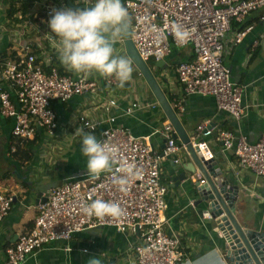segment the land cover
Listing matches in <instances>:
<instances>
[{
	"label": "crops",
	"instance_id": "crops-1",
	"mask_svg": "<svg viewBox=\"0 0 264 264\" xmlns=\"http://www.w3.org/2000/svg\"><path fill=\"white\" fill-rule=\"evenodd\" d=\"M29 2L32 4L25 15L17 11L9 17L7 10L11 2L0 0V60L15 59L24 51L31 52L35 64L45 72L54 68L60 75L72 79L85 74L97 89L95 94L50 103L56 117V128L51 135L40 130L33 140L20 141L19 153L26 147L30 155L28 160L12 156L15 151V145H11L13 120L0 117V192L13 197L11 210L0 224V264L6 260V249L16 242L20 234L31 228L37 215V193H49L54 185L66 179L91 173L86 169L87 157L80 150V136L76 133L80 116L97 123L96 129L91 132L97 139L109 127H126L134 137L144 140L158 156L165 144L161 130L170 124L143 77L127 57L123 38L114 44L115 52L127 58L133 68L131 78L123 85L118 81L117 84H109L106 80L110 77L96 72L69 71L61 64L53 40H49L48 18L44 14L47 6H59L65 4V0ZM73 4L91 6L82 0ZM15 8L18 10L19 4ZM18 15L24 17L22 22ZM261 18H264V8L250 14L242 24H234L224 38L223 63L230 72L232 83L240 86L243 92L245 110L239 120L219 111L211 96L184 94L177 80L176 67L180 62L194 59L191 46L173 48L171 55L160 66H156L154 59H149L146 64L190 139L195 140L200 124H210L212 133L204 140L208 142L219 169L239 190L235 217L249 228L264 232V179L241 168L234 152L223 150L217 140L219 131L230 132L234 138L244 137L250 143L264 137V19L261 21ZM128 20L131 28L129 14ZM248 26L253 27L251 33L242 43L235 44L236 33ZM11 91V100L15 102L12 88ZM110 99L116 101V106L105 113L101 105ZM133 102L141 103L142 108L126 114L125 108ZM175 102H182L183 111L174 108ZM111 117L115 120L113 124L108 122ZM175 138L180 144L176 133ZM176 157L177 163L166 159L159 167L160 182L166 187V209L162 214L164 232L179 238L185 254L180 264H198L208 253L213 254L209 264H224L222 237L213 222L204 213L203 217L200 215L205 204L198 203L195 184L203 177L195 169L194 173H186L185 180H179L182 167H192L193 162L184 149H180ZM136 244V238L128 232L121 234L113 228H97L76 233L67 241L50 242L23 264H88L92 256L98 257L100 264H137L134 254Z\"/></svg>",
	"mask_w": 264,
	"mask_h": 264
},
{
	"label": "built area",
	"instance_id": "built-area-1",
	"mask_svg": "<svg viewBox=\"0 0 264 264\" xmlns=\"http://www.w3.org/2000/svg\"><path fill=\"white\" fill-rule=\"evenodd\" d=\"M123 4L131 20L130 39L144 62L164 60L173 48L191 46L194 59L180 62L176 67L177 80L184 94L211 96L219 111L235 120L243 116L242 88L232 83L223 63L224 38L234 24H242L250 14L263 9L264 0H124ZM63 6L66 5L47 6L45 17L49 18L51 9ZM17 18L22 22L24 17L18 15ZM177 25L189 33L183 44L174 37ZM252 30L253 27L248 26L238 31L234 43H242ZM106 81L117 84L112 77ZM11 88L15 102L11 100ZM96 89L85 74L72 79L60 75L54 68L45 72L35 64L31 52L24 51L15 59L0 60V117L13 120L11 135L16 140L31 141L40 130L53 134L56 117L50 103L95 94ZM115 106L116 101L110 99L102 103L101 109L108 113ZM140 108L141 103L133 102L125 108V113L131 114ZM174 108L183 111L182 102H175ZM114 121L108 118L110 124ZM78 124L79 129L90 132L97 127L96 122L83 115L78 118ZM211 133L210 124L204 122L197 127L195 140L191 139L193 148L205 161L213 159L208 142L204 140ZM161 134L165 144L158 156L126 127L112 126L103 130L98 140L107 141L118 149L115 163L98 175L89 173L66 179L47 193L45 202L38 201L31 228L6 249L4 264H23L50 242L67 241L76 233L97 228H113L117 233L128 232L134 236L137 264H180L185 254L179 238L164 232L162 214L166 209V187L160 182L159 167L166 159L177 163L176 153L185 148L176 141L171 124L165 125ZM217 140L223 150L234 152L241 168L264 179V137L250 143L244 137L234 138L230 132L219 131ZM124 163L133 164L139 175L128 177L125 190H121L117 177L125 175L121 171ZM199 183L203 184L204 180ZM93 199L116 202L123 214L103 219L85 216L82 205ZM12 202L11 195L0 192V224L8 216Z\"/></svg>",
	"mask_w": 264,
	"mask_h": 264
},
{
	"label": "clouds",
	"instance_id": "clouds-1",
	"mask_svg": "<svg viewBox=\"0 0 264 264\" xmlns=\"http://www.w3.org/2000/svg\"><path fill=\"white\" fill-rule=\"evenodd\" d=\"M79 0H73L78 3ZM90 7L53 8L47 20L49 37L58 51V58L69 71L76 73L96 72L112 77L121 85L131 78L133 68L130 61L115 52L114 44L126 34L128 11L122 0H83ZM189 33L177 25L174 37L179 44L187 41ZM80 136V150L87 157L86 169L93 174L109 170L115 163L118 149L107 141L98 140L90 131L76 130ZM124 176L117 177L121 190L128 177L138 176L139 172L130 163L121 166ZM85 216L103 219L120 217L123 210L116 202L93 199L82 205ZM212 253L198 261L209 264ZM88 264H100L96 256L89 258Z\"/></svg>",
	"mask_w": 264,
	"mask_h": 264
},
{
	"label": "water",
	"instance_id": "water-1",
	"mask_svg": "<svg viewBox=\"0 0 264 264\" xmlns=\"http://www.w3.org/2000/svg\"><path fill=\"white\" fill-rule=\"evenodd\" d=\"M17 1L29 2L34 0ZM65 4L67 7L73 8L87 7L74 5L71 0H65ZM126 32L127 34L123 37V45L127 57L143 77L154 99L168 118L193 162L192 167L188 165L182 167L183 171L178 176V179L185 180L186 173H194L195 169L203 177V184H200L199 181L195 184L198 203L205 204V209L200 212V215L203 217L205 214L206 218L208 217L213 222L215 230L222 237L224 264H264V232L249 228L244 223L238 222L235 217L237 214L236 202L239 194L237 186L227 176H224L214 158L205 161L197 149L193 148L191 139L184 132L157 80L146 62L139 57L135 50L130 39L129 25H127ZM163 63V60L156 61V66H160ZM60 185L61 183L54 185L53 188ZM46 195V192L39 191L36 195L37 202H45Z\"/></svg>",
	"mask_w": 264,
	"mask_h": 264
},
{
	"label": "trees",
	"instance_id": "trees-1",
	"mask_svg": "<svg viewBox=\"0 0 264 264\" xmlns=\"http://www.w3.org/2000/svg\"><path fill=\"white\" fill-rule=\"evenodd\" d=\"M9 2H11V5L9 6V10H7V13H8V16L11 17L13 14H15V12L17 11H21V13L23 15H25L28 11V8L30 7V5L32 4V2H19V1H16V0H8ZM19 4V9L17 10L15 8V6ZM245 26V24H243V27ZM149 61V60H147ZM11 145H15V151L13 152L12 156L13 157H18V159L20 160H28L30 158V155L28 154V149L25 147V150H22V153H19V143H20V140H16L14 137H11ZM17 142H16V141ZM20 155V157H19Z\"/></svg>",
	"mask_w": 264,
	"mask_h": 264
}]
</instances>
